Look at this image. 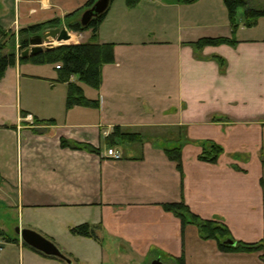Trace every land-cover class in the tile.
<instances>
[{"label": "crops", "instance_id": "obj_1", "mask_svg": "<svg viewBox=\"0 0 264 264\" xmlns=\"http://www.w3.org/2000/svg\"><path fill=\"white\" fill-rule=\"evenodd\" d=\"M87 2L0 0V32L64 23ZM227 11L223 0H140L133 7L113 0L98 40L114 44L115 62L103 66L98 90L72 77L97 108H68L69 85L55 81L56 67L39 73L17 58L7 69L0 82V264L71 263L64 252L80 259L74 252H88L83 243L93 238L72 229L85 223L98 226L96 252H122L127 264L181 257L186 264H264V248L223 252L164 209L185 203L227 225L237 241L264 239V17L248 28L243 19L236 32ZM204 23V37L235 42L197 50L189 34ZM91 35L74 32L73 42ZM117 126L142 141L110 147L106 138ZM62 139L98 152L64 147ZM204 140L223 147L217 162L200 159ZM164 144H182V172ZM18 228L63 244L52 241L70 261L33 249Z\"/></svg>", "mask_w": 264, "mask_h": 264}, {"label": "trees", "instance_id": "obj_2", "mask_svg": "<svg viewBox=\"0 0 264 264\" xmlns=\"http://www.w3.org/2000/svg\"><path fill=\"white\" fill-rule=\"evenodd\" d=\"M99 0H88V2L79 10L68 14L65 17L64 23L60 19H53L47 22L33 24L19 30V35L23 36L21 39V47L26 49L30 46V39L34 36L42 34L44 31L56 27L66 26L71 32H83L91 30L92 35L88 42L72 43L68 45L58 46L54 49L44 51L34 56L27 58L21 57L20 63L31 62L34 64L52 63L55 64L58 70L57 82L68 83L67 107L84 106V107H99L98 100H92L86 97L84 90L80 84L72 81L73 76H77L81 83L86 84L94 89H100L102 85V68L105 64L114 63V44L100 43L99 30L104 21L109 8L104 13L94 17L88 25L81 23V11H86L95 6ZM182 3H193L198 0H179ZM140 0H127L130 7L137 5ZM228 9L229 18L233 26H237V13L240 7L245 8V24L253 26L257 23L260 17H264L263 10H257L248 6L245 0H224ZM234 29V27H233ZM235 30V29H234ZM11 33L1 31V34ZM235 40L226 37H204L197 42L192 43L197 50H202L207 46H219L222 44H232ZM3 44L0 42V82L5 76L7 69L14 66L17 62L14 53H3ZM223 66L225 61L221 57H215ZM57 65L60 67L57 68ZM44 123H51L46 121ZM107 144L110 147L118 145V143H131L142 141L141 135L124 132L121 127L117 126L113 132L106 138ZM202 153L200 159L208 162H217L220 155L224 152L222 146L211 140H204L201 142ZM62 146L77 149H86L91 152H98L91 144L74 143L72 144L66 139H62ZM162 148L166 151L170 159L178 164V169L182 172V144L169 146L164 144ZM166 211L174 213L182 220L183 226L194 224L198 227L200 236L203 239H214L218 243V247L223 252H257L264 248V239L249 243L244 241H237L233 238L230 229L227 225L220 221L203 219L195 214L185 203H170L165 204ZM98 226L89 223L82 224L72 229L75 235H81L99 240L97 234ZM0 235L5 236V233L0 230ZM8 239V238H7ZM232 240L234 243L230 245L227 241ZM174 264H186L183 257L173 258Z\"/></svg>", "mask_w": 264, "mask_h": 264}, {"label": "rangeland", "instance_id": "obj_3", "mask_svg": "<svg viewBox=\"0 0 264 264\" xmlns=\"http://www.w3.org/2000/svg\"><path fill=\"white\" fill-rule=\"evenodd\" d=\"M224 1V0H223ZM248 3V6L257 10H263L264 11V0H245ZM245 8L240 7L238 9V13H237V23L239 22L240 24L237 25L236 27L232 25L230 18H229V13H228V20L232 26V29L234 27L235 30H237L236 32H238V30L240 29V27L243 25V19L245 17ZM228 12V11H227ZM158 18L162 19L163 18V13L160 12L157 14ZM205 22V21H204ZM207 24H200L198 27H200L201 29L196 30L195 33H190L189 35H191V37H194L196 40H199L201 38H204V35H207ZM249 26L246 25L245 28H248ZM192 31V30H191ZM194 32V31H193ZM23 36L19 35L18 33L15 32H11V33H6V34H1L0 35V42L3 44V53L5 54H10V53H14L16 55V59L17 58H21V54L22 51L24 50L21 47V39ZM206 37V36H205ZM208 37V36H207ZM74 43L73 40L70 41L69 43L63 44V45H68V44H72ZM60 45L59 43L56 44V42H54V46L55 48L58 46H63ZM38 66L36 67V70L39 73H53L55 70V64L52 63H43V64H37ZM23 71L24 69H26L24 66L22 67ZM18 85V84H17ZM88 88V87H87ZM88 93L89 95L95 94V91L92 88H88ZM11 236H14L15 231H11L10 232ZM44 235V234H43ZM1 236V235H0ZM4 239V238H3ZM90 242H84V249L85 251L88 252H74V254L79 253L81 256L80 259H78L77 257L70 255V253L72 252H64L65 254H67L68 256H70V258L72 259L71 263H64L62 264H127V260L124 259L123 255L121 254L122 252H115L111 249L108 250V252H96V248H98V245L96 244V242L93 239H89ZM6 241V240H5ZM53 241V240H52ZM59 248H62L61 245L63 244H58V242H56L55 240L53 241ZM110 243V242H108ZM26 262H23V264H25ZM130 263V262H128ZM136 263V262H135ZM132 264V263H131ZM136 264H139L138 262ZM170 264H174L173 261L170 262Z\"/></svg>", "mask_w": 264, "mask_h": 264}, {"label": "water", "instance_id": "obj_4", "mask_svg": "<svg viewBox=\"0 0 264 264\" xmlns=\"http://www.w3.org/2000/svg\"><path fill=\"white\" fill-rule=\"evenodd\" d=\"M111 0H99L95 6L89 10L83 12L81 16V23L88 25L89 22L98 15L104 13L109 8ZM72 38L66 26L56 27L44 31L42 34L34 36L30 39V46L22 51L21 56L27 58L34 56L47 50L54 49V42L63 45L64 42L70 41ZM47 45L44 47V45ZM18 234H20L22 240L32 247L33 249L51 257H56L70 261L65 254L49 239L43 236L41 233L29 229V228H18ZM230 245L234 242L232 240L227 241ZM151 264H166L160 258L152 261Z\"/></svg>", "mask_w": 264, "mask_h": 264}, {"label": "built area", "instance_id": "obj_5", "mask_svg": "<svg viewBox=\"0 0 264 264\" xmlns=\"http://www.w3.org/2000/svg\"><path fill=\"white\" fill-rule=\"evenodd\" d=\"M70 32H71V31H70ZM44 46L46 47L47 45L45 44ZM59 67H60V66L57 65V68H59ZM27 119H28V120H33L32 115H28V116H27ZM114 157L117 158V159L121 158L120 155H115ZM4 245H5V240H4L2 237H0V253L4 250Z\"/></svg>", "mask_w": 264, "mask_h": 264}, {"label": "bare ground", "instance_id": "obj_6", "mask_svg": "<svg viewBox=\"0 0 264 264\" xmlns=\"http://www.w3.org/2000/svg\"><path fill=\"white\" fill-rule=\"evenodd\" d=\"M66 43H68V42H64L63 44H66ZM56 44H57V42H56ZM60 44V43H59Z\"/></svg>", "mask_w": 264, "mask_h": 264}]
</instances>
